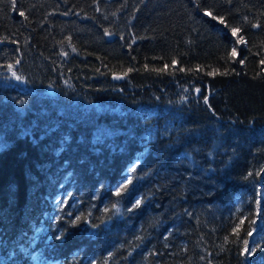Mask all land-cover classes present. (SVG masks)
I'll list each match as a JSON object with an SVG mask.
<instances>
[{
	"label": "trees",
	"instance_id": "obj_1",
	"mask_svg": "<svg viewBox=\"0 0 264 264\" xmlns=\"http://www.w3.org/2000/svg\"><path fill=\"white\" fill-rule=\"evenodd\" d=\"M0 44V264H264V0H0Z\"/></svg>",
	"mask_w": 264,
	"mask_h": 264
},
{
	"label": "snow or ice",
	"instance_id": "obj_2",
	"mask_svg": "<svg viewBox=\"0 0 264 264\" xmlns=\"http://www.w3.org/2000/svg\"><path fill=\"white\" fill-rule=\"evenodd\" d=\"M21 15H23V13H21ZM236 32H237V30H236V29H233V34H234V35L236 34ZM232 54H233V55L236 54L235 49H233ZM9 68H11V65H9ZM13 76H14L17 80L20 79L19 76H16V73H15V72H13ZM249 175H251V173H249ZM130 183H131V179H129V180L127 181V184H130ZM127 184L122 185L120 191H123L124 188L127 187ZM120 191L117 192V195L120 194ZM257 203H258V202H257ZM139 204H140V201L137 200V201H136V205L139 206ZM241 223H243V221H241ZM236 231H239V228H237ZM248 235H251V232H248ZM248 243H249V242H248L247 240H244V241H243V244H244V247H243V253H244L246 256H252V255H255V249H251V250H250L249 247H248Z\"/></svg>",
	"mask_w": 264,
	"mask_h": 264
},
{
	"label": "bare ground",
	"instance_id": "obj_3",
	"mask_svg": "<svg viewBox=\"0 0 264 264\" xmlns=\"http://www.w3.org/2000/svg\"><path fill=\"white\" fill-rule=\"evenodd\" d=\"M16 8H18V6L16 5V7H14V9H13V13H14V11H15V9ZM206 16L207 17H210V14H206ZM118 78H121L122 80H123V82H124V80L126 79V77L125 76H122V75H120V74H117V75H114V76H112V77H110V79H109V83L110 84H112V85H116V84H120V83H122V81L121 80H119ZM103 82L101 83H99L100 85H104V82H106L107 80L106 79H103L102 80ZM65 175V173H63V176ZM66 176V175H65ZM44 181V180H43ZM188 237H190V235L188 236ZM187 238V237H186ZM192 238V237H191Z\"/></svg>",
	"mask_w": 264,
	"mask_h": 264
},
{
	"label": "water",
	"instance_id": "obj_4",
	"mask_svg": "<svg viewBox=\"0 0 264 264\" xmlns=\"http://www.w3.org/2000/svg\"><path fill=\"white\" fill-rule=\"evenodd\" d=\"M0 46H1V44H0ZM119 80H121V81H123L121 78H118ZM198 92V91H197Z\"/></svg>",
	"mask_w": 264,
	"mask_h": 264
},
{
	"label": "rangeland",
	"instance_id": "obj_5",
	"mask_svg": "<svg viewBox=\"0 0 264 264\" xmlns=\"http://www.w3.org/2000/svg\"><path fill=\"white\" fill-rule=\"evenodd\" d=\"M198 93H199V95H200V92H199V90H198ZM206 102H207V100H206Z\"/></svg>",
	"mask_w": 264,
	"mask_h": 264
}]
</instances>
